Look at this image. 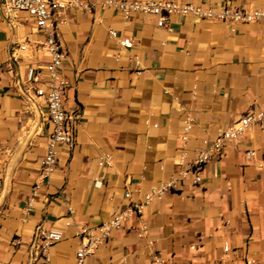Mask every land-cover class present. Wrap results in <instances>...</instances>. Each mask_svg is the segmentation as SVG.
Instances as JSON below:
<instances>
[{"label":"crops","instance_id":"crops-1","mask_svg":"<svg viewBox=\"0 0 264 264\" xmlns=\"http://www.w3.org/2000/svg\"><path fill=\"white\" fill-rule=\"evenodd\" d=\"M4 1L0 264H42L35 245L39 226L64 232L49 249L51 264H75L79 226H94L125 207V191L141 201L150 188L179 176L186 111L196 122L192 151L199 139H213L239 119L264 111V23L231 25L176 15L159 27L155 17L127 21L102 8L103 0H81L91 8L68 12L58 32L70 84L64 106L76 116L73 139L61 146L56 172L42 180L47 112L43 106L28 109L24 91L27 68L47 60L40 52L19 50L38 36L25 15L17 28L6 22ZM176 1L264 9V0ZM110 30L133 46L122 48ZM249 149L255 151L250 161ZM223 152L208 163L200 185L178 180L174 191L147 205L140 220L116 231L86 264H152L155 253L165 264H225V242L233 264H264V128H250ZM104 153L113 158L109 168L99 165ZM36 184L39 195L28 211ZM67 221L71 227H65ZM140 222L147 226L142 236L135 229Z\"/></svg>","mask_w":264,"mask_h":264},{"label":"built area","instance_id":"built-area-1","mask_svg":"<svg viewBox=\"0 0 264 264\" xmlns=\"http://www.w3.org/2000/svg\"><path fill=\"white\" fill-rule=\"evenodd\" d=\"M3 16L6 22L17 28L25 19L33 27V33L38 36L36 40H26L25 44L19 46L20 51L30 50L42 53L46 62H39L27 68L25 75V105L28 109L41 111V106L46 108L49 134L47 136V148L41 160V179H49L57 169L59 151L61 146L70 144L73 139V125L76 116L66 111L64 96L70 84L63 74V65L67 53L59 39V27L66 22L68 12L86 11L91 8L89 3L81 0H5L3 3ZM102 8L112 9L122 15L128 21L135 16L155 17L157 26L165 27L167 18L182 16L197 20H211L231 25L237 24H258L264 23V9H247L235 7L229 4L204 7L193 3H180L176 0L139 1V0H103L100 3ZM109 36L118 40L122 48H131L133 45L120 35L110 30ZM139 65V58L135 57ZM138 74L141 71H137ZM195 99V93H193ZM182 134L180 136L182 145L179 147L178 166L180 173L178 177H171L167 181H161L158 185L147 190L141 201H134L132 192L127 190L124 199L128 204L112 212L111 216L100 221L94 226H79L76 236L80 244L76 250L75 264H86L87 260L93 257L100 246L106 243L113 234L124 229L135 219H141L143 209L155 200L161 199L165 193L174 191L177 182L190 181L193 185H200L203 181V173L208 163L213 159L223 157L225 148L230 143L239 142L246 132L258 126L264 128V111L248 115L224 129L213 139L203 137L199 139V147L192 151L188 146L191 136L195 130L196 122L189 111H186ZM254 150L245 151L247 160H253ZM99 165L102 168H109L113 165V158L110 154L104 153L98 157ZM263 167V164H259ZM163 168V167H162ZM39 195V185L36 184L32 190V196L28 202L27 210L33 207V201ZM72 212L71 209H69ZM71 221L65 223V227H71ZM135 229L142 236L147 226L144 223L138 224ZM64 238V232L57 228L37 227L35 232V245L38 250L39 261L42 264H51L49 249L60 243ZM16 245L22 241L14 239ZM226 257L225 264H233L229 259L232 251L227 242L223 245ZM152 264H165V260L159 253H155Z\"/></svg>","mask_w":264,"mask_h":264}]
</instances>
